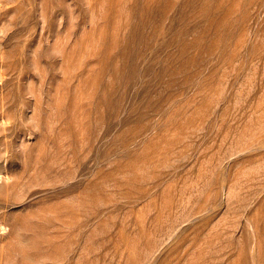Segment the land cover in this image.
I'll use <instances>...</instances> for the list:
<instances>
[{"label": "rangeland", "instance_id": "374dc122", "mask_svg": "<svg viewBox=\"0 0 264 264\" xmlns=\"http://www.w3.org/2000/svg\"><path fill=\"white\" fill-rule=\"evenodd\" d=\"M0 264H264V0H0Z\"/></svg>", "mask_w": 264, "mask_h": 264}]
</instances>
